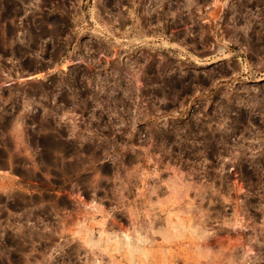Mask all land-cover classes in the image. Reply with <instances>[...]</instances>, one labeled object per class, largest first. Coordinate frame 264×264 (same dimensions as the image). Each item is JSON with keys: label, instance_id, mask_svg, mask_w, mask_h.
Returning a JSON list of instances; mask_svg holds the SVG:
<instances>
[{"label": "rangeland", "instance_id": "rangeland-1", "mask_svg": "<svg viewBox=\"0 0 264 264\" xmlns=\"http://www.w3.org/2000/svg\"><path fill=\"white\" fill-rule=\"evenodd\" d=\"M0 264H264V0H0Z\"/></svg>", "mask_w": 264, "mask_h": 264}]
</instances>
